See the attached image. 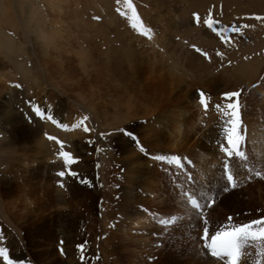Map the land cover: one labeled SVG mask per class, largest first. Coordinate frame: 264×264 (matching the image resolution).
Masks as SVG:
<instances>
[{
    "label": "rangeland",
    "instance_id": "1",
    "mask_svg": "<svg viewBox=\"0 0 264 264\" xmlns=\"http://www.w3.org/2000/svg\"><path fill=\"white\" fill-rule=\"evenodd\" d=\"M55 5L0 0V248L10 259L187 264L210 256L204 227L212 235L264 219V10L249 0ZM232 91L241 92L242 157L218 147L226 118L215 104L228 110ZM48 136L73 154L76 177L58 175L61 147Z\"/></svg>",
    "mask_w": 264,
    "mask_h": 264
},
{
    "label": "snow or ice",
    "instance_id": "2",
    "mask_svg": "<svg viewBox=\"0 0 264 264\" xmlns=\"http://www.w3.org/2000/svg\"><path fill=\"white\" fill-rule=\"evenodd\" d=\"M128 7H131V4H128ZM209 28L212 27L210 22H207ZM234 31H239V28L234 29ZM145 36L148 35L147 32L144 33ZM206 55V54H205ZM241 96L240 91H232L223 93V99L229 101L226 105L228 110H223L221 103H216L215 108L218 112H221L222 115L226 118V123L223 126V141L219 142L218 147L226 153L228 156H244V152L240 151V141L243 139L241 135V116L238 99ZM200 104L207 110L209 108V103L206 102L205 94L200 93ZM33 112L35 116L41 120H48L54 125H58L61 128H67L65 124H58L54 116L47 114L46 109H42L39 106H33ZM88 120V117L85 116L79 122L72 125L74 128H80L85 121ZM83 131H91L88 127H84ZM131 135V133H129ZM49 140L57 142L61 151L59 155L62 157L63 165L65 170H61L58 175L60 177H76L78 173L72 170L71 166L76 163V159L73 157V154L68 151L63 150V142L59 141L57 137L48 136ZM224 141H226L229 147H225ZM155 159L160 162H165L169 164H180L182 158H177L176 156H167V155H157ZM226 167V166H225ZM256 175H260L256 173ZM227 183H230L233 188L236 187L234 182L233 174L229 173L226 176ZM61 187H64V184L61 183ZM227 184L224 187V191H227ZM190 203L196 207L201 208L207 206L206 204H200L195 198H193ZM161 224H165L166 221L161 220ZM256 225H264V219H254L248 223L238 224L233 226L230 230H217L214 234L210 235V229L204 227L203 229V239L207 240L208 243L204 245V249L209 252L212 257L217 258L220 261H226V264H242V259L246 254L247 248L253 243L259 245V251L262 258H264V226L254 229ZM83 247L82 245L80 246ZM0 258L3 259L5 264H25L24 261L16 262L9 257V252L7 248H0Z\"/></svg>",
    "mask_w": 264,
    "mask_h": 264
},
{
    "label": "bare ground",
    "instance_id": "3",
    "mask_svg": "<svg viewBox=\"0 0 264 264\" xmlns=\"http://www.w3.org/2000/svg\"><path fill=\"white\" fill-rule=\"evenodd\" d=\"M49 1V5L52 7V8H54V6L56 7V0H48ZM251 3H253V4H255L256 6H257V8L258 9H262V10H264V0H249ZM58 6V5H57ZM56 11V10H55ZM50 38V37H49ZM247 66H248V64H246ZM248 68V67H247ZM254 69V68H253ZM250 74V73H249ZM249 74H247V75H249ZM253 75V74H252ZM121 107V106H120ZM126 107H128V106H126ZM116 108H118V107H116ZM123 109H124V107H123ZM122 109V110H123ZM128 109H129V107H128ZM119 110V109H118ZM121 110V111H122ZM116 111V110H115ZM116 113H117V111H116ZM118 114V113H117ZM122 116V115H121ZM127 119V118H126ZM254 135V134H253ZM252 135V136H253ZM252 139H254V137L252 138ZM202 145V144H201ZM42 148H44V147H42ZM204 148V147H203ZM204 154V153H203ZM202 154V155H203ZM209 155V153H206L204 156H206V155ZM213 154V153H212ZM199 156L200 157V159H202L204 156ZM245 188V187H244ZM246 188H248V186L246 187ZM230 191H232V190H230ZM251 193H254V191H251ZM254 195V194H253ZM256 196V194L254 195V197ZM260 201H263L264 200V198H263V196H260V199H259ZM200 203L203 205L204 204V201H200ZM202 209L204 208V207H201ZM230 208V207H229ZM239 210V209H238ZM238 210H236L235 211V214H237V217L238 216H240L241 218L243 217L242 216V214L240 215L239 213H237L238 212ZM197 211V210H196ZM234 211V210H233ZM246 216V215H245ZM243 217V219L244 218H247V217ZM245 221V220H244ZM247 222V221H246ZM226 230H230V229H228V228H226ZM147 241V240H146ZM253 244H255V243H253ZM257 244V243H256ZM252 245V244H251ZM251 245H249V247L247 248V251H246V254H245V256L243 257V259H242V264H264V258H262L261 257V255H260V251H259V248H253V247H251ZM258 247V246H257ZM202 249V248H201ZM206 253L208 254L209 252L208 251H206ZM211 256V255H210ZM209 255H201L199 258L198 257H194V258H192V259H190L189 261H188V263L187 264H226V261H220V260H218L217 258H214V257H210ZM191 258V257H190ZM178 259V258H177ZM183 260V259H182ZM187 260V259H186ZM185 260V261H186ZM181 261V260H180ZM183 264V263H182Z\"/></svg>",
    "mask_w": 264,
    "mask_h": 264
}]
</instances>
